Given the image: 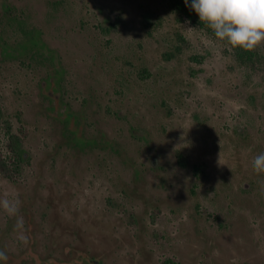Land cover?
<instances>
[{"label": "rangeland", "instance_id": "374dc122", "mask_svg": "<svg viewBox=\"0 0 264 264\" xmlns=\"http://www.w3.org/2000/svg\"><path fill=\"white\" fill-rule=\"evenodd\" d=\"M171 1L10 0L58 49L84 134L114 150H51L58 131L38 130L46 68L2 71L32 153L22 178L0 184L3 264H264V174L252 165L264 153V45L242 61Z\"/></svg>", "mask_w": 264, "mask_h": 264}, {"label": "flooded vegetation", "instance_id": "af4514ba", "mask_svg": "<svg viewBox=\"0 0 264 264\" xmlns=\"http://www.w3.org/2000/svg\"><path fill=\"white\" fill-rule=\"evenodd\" d=\"M17 11L10 0H0V76H2V71H5L13 63L23 70L32 67L34 64L39 68L43 66L46 68V74L37 80L39 133L43 135L44 132L58 131V136L52 138L55 142L51 141L50 143L52 145L51 150L58 149L61 140L73 150L78 148L79 151H83L102 148L103 146H109L111 150H114L111 140L105 138L103 133H100L99 138L96 136L88 137L84 134L85 120L81 114L72 108L71 101L65 96V69L59 63L58 49L46 44L39 28L29 29ZM13 22L17 25L18 35H20V39L17 41H10V38L4 36L3 25L5 28H11ZM29 37L34 40L37 47L28 48L27 39ZM23 77L26 79L27 75ZM4 80L7 81V79ZM84 102L90 103L91 99L87 98ZM15 123L19 125L15 126ZM25 133L20 114L12 113L8 103L0 96V184L16 182L18 174L22 178L23 167L28 164L29 160L31 161L32 153L24 144ZM41 140L43 141V138ZM133 168L135 175L141 172L139 168ZM12 210L13 208L6 210L7 215H11ZM17 214L18 211L14 213V216ZM10 223L11 221L5 219L4 228L0 230V237L4 236V232H7ZM3 246L0 239V250H3ZM33 258L36 263H45L36 256ZM4 262L0 260V264ZM56 263L57 261L49 260L45 264ZM87 264L97 263L90 261Z\"/></svg>", "mask_w": 264, "mask_h": 264}, {"label": "clouds", "instance_id": "9594fccd", "mask_svg": "<svg viewBox=\"0 0 264 264\" xmlns=\"http://www.w3.org/2000/svg\"><path fill=\"white\" fill-rule=\"evenodd\" d=\"M198 15L201 24L210 29L215 38L232 48L246 52L264 45V0H184ZM253 170L264 174V153L258 154ZM0 260L7 255L0 250Z\"/></svg>", "mask_w": 264, "mask_h": 264}, {"label": "trees", "instance_id": "16d2710c", "mask_svg": "<svg viewBox=\"0 0 264 264\" xmlns=\"http://www.w3.org/2000/svg\"><path fill=\"white\" fill-rule=\"evenodd\" d=\"M171 4L174 6L175 9H177L180 12H186L188 15L196 17L199 19L198 15L195 13L194 10L191 9L190 6H186L184 3V0H172ZM191 4V0H189V5ZM27 46L28 48H35L37 45L34 43V40L30 37L27 39ZM236 52L237 56L242 60L247 62V60H250L253 56H255V51L246 52L243 49L240 48H233Z\"/></svg>", "mask_w": 264, "mask_h": 264}]
</instances>
